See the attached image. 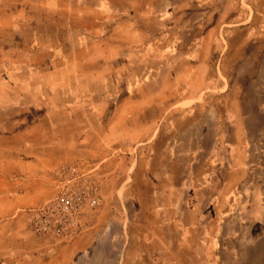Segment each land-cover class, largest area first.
<instances>
[{
  "label": "rangeland",
  "instance_id": "obj_1",
  "mask_svg": "<svg viewBox=\"0 0 264 264\" xmlns=\"http://www.w3.org/2000/svg\"><path fill=\"white\" fill-rule=\"evenodd\" d=\"M31 2L0 0V20L11 22L10 11L16 6L30 10ZM144 3L160 14L148 15ZM138 6L146 8L140 21L155 30L152 39L161 40L156 41L160 45L143 48L152 72L143 78L113 80L119 90L111 102L115 106L128 93L140 96L137 91L142 88L136 101L149 105L138 112L132 109L134 100L130 98L126 112L132 122L125 128L129 134H114L111 143H89L81 157L64 164H77L97 182L100 206L81 235L39 236L25 213L38 206L10 210L14 198L1 190L0 264H30L39 254L63 256L64 248L83 238L90 240L88 252L68 258L70 264H165L160 250L153 251L154 245L143 241V236L154 230L160 216L183 213L186 206H181L182 201L201 203L205 199L203 169L223 168L222 158L233 151L227 144L237 140L238 134L244 141L249 174L231 196L226 214L238 213L248 219L259 213V203L264 205V0H139ZM29 17L25 12L15 15L20 22ZM49 18L48 14L35 15L41 23ZM160 59L174 65V75L193 78H173ZM198 59L204 62L202 70L197 69ZM191 60L195 63L192 70ZM161 67L160 75H155ZM203 84L204 91L174 107L171 103L178 101L177 91L168 94L163 106L156 103L162 102L159 92L165 87L179 89L181 97L192 88L199 91ZM95 100L98 103L99 97ZM216 135L221 141L217 148ZM186 168L193 171L190 192H176L174 197L181 204L171 207L169 192L154 190L152 174L147 172H153L157 188H165L169 183H183L188 177ZM1 182V187L8 188L7 181ZM191 184L197 187L192 189ZM36 243L38 251H34Z\"/></svg>",
  "mask_w": 264,
  "mask_h": 264
},
{
  "label": "crops",
  "instance_id": "obj_2",
  "mask_svg": "<svg viewBox=\"0 0 264 264\" xmlns=\"http://www.w3.org/2000/svg\"><path fill=\"white\" fill-rule=\"evenodd\" d=\"M31 3L30 10L23 6L11 10V22L0 20V182H8V188L0 186V191L14 198L10 210L36 207L51 200L56 194L51 173L81 157L89 143H111L114 134H129L125 128L132 121L126 112L127 101L134 100L132 109L138 112L149 104L136 101L139 95L128 93L114 106L111 96L119 89L113 80L143 78L152 72L143 48L160 45L157 42L161 41L152 39L155 30L141 23L146 8L138 6L139 0ZM147 8L148 15L160 14ZM24 12L31 16L27 21L15 19ZM37 13L48 14L49 22L36 21ZM160 60L175 79L189 80L193 76L174 75V65ZM194 64L193 60L189 62L191 70ZM197 64L202 70L204 62L198 59ZM164 67L157 68L155 75H160ZM205 88L203 84L199 91L192 88L188 95L179 97V89L165 87L159 92L162 102L156 103L163 106L168 94L177 91L179 99L171 103L174 107ZM141 89L137 91L140 98ZM216 141L215 148L221 144L218 136ZM243 144L238 134L237 140L227 144L233 151L222 158L223 168L203 169L202 187L208 195L201 203L182 201L181 206H186L183 213L160 216L154 230L143 236V241L154 245L153 251L160 250L165 264H264V205L259 203V213L248 219L238 213L226 214L231 196L249 174ZM186 171L188 177L183 183H169L165 188H157L152 171L147 174H152L150 184L154 190L169 192L168 205L179 207L181 200L175 199L176 192H190L188 182L193 171ZM88 241H75L62 250L63 256L39 254L29 262L70 264L71 258L83 256L89 249ZM34 247V251L40 248L37 243Z\"/></svg>",
  "mask_w": 264,
  "mask_h": 264
},
{
  "label": "built area",
  "instance_id": "obj_3",
  "mask_svg": "<svg viewBox=\"0 0 264 264\" xmlns=\"http://www.w3.org/2000/svg\"><path fill=\"white\" fill-rule=\"evenodd\" d=\"M55 196L26 210V219L37 235L73 238L85 232L101 203L97 182L77 164H67L53 174Z\"/></svg>",
  "mask_w": 264,
  "mask_h": 264
}]
</instances>
